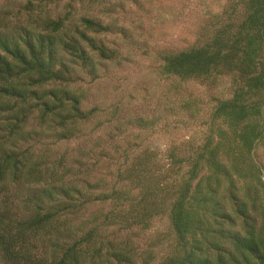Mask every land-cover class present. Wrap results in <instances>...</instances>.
I'll use <instances>...</instances> for the list:
<instances>
[{
	"label": "rangeland",
	"instance_id": "1",
	"mask_svg": "<svg viewBox=\"0 0 264 264\" xmlns=\"http://www.w3.org/2000/svg\"><path fill=\"white\" fill-rule=\"evenodd\" d=\"M27 1L0 0L1 40L13 41L31 30L28 20L36 12H26ZM31 1L42 5L44 0ZM97 1L104 4L57 0L46 7L48 19L62 16L69 3L71 28L82 29L84 17L109 25L111 33L86 34L115 51L116 58L103 61L84 45L90 54V72L59 50L60 62L71 74L67 89L58 83L38 89L45 95L68 91L77 96L83 112L94 109V116L61 132L57 116L41 121L34 109L21 133L1 143L6 119L15 113L0 115V155L27 148L34 153L16 181L9 173L4 176L0 212L7 209L6 216L18 221L33 215L39 205L41 213L53 217L39 232L30 231L24 249L18 251L29 256V262L10 261L0 251V264H51L93 227L95 234L80 251L79 264H91L89 255L104 238L118 243L130 264H161L176 255L178 243L168 214L178 184L188 177L191 158L219 123L213 122V111L231 101L242 86V75L224 68L207 79L181 81L163 72L162 57L201 46L224 25L242 22L246 0ZM105 5H110L108 11ZM7 103L0 98V105ZM68 108L65 104L61 116ZM260 118L263 136L248 159L235 148L228 155L239 168L245 161V166L255 165L264 183V106ZM61 157L65 165L56 183L44 188L33 179L40 165ZM235 186L242 191L247 187L240 181ZM226 213L235 219L233 227L225 223L226 229L242 235V222L229 204ZM248 214L258 227L261 218ZM101 258L94 264H117L111 255Z\"/></svg>",
	"mask_w": 264,
	"mask_h": 264
},
{
	"label": "trees",
	"instance_id": "2",
	"mask_svg": "<svg viewBox=\"0 0 264 264\" xmlns=\"http://www.w3.org/2000/svg\"><path fill=\"white\" fill-rule=\"evenodd\" d=\"M56 1L44 0L41 5L28 0L26 12H36L28 20L31 30L23 31L13 41L0 39V98L9 102L0 105V115L15 113L11 120L6 119L7 129L2 134L1 143L21 133L34 109H37L41 121L57 116L61 132L95 114L94 109L83 112L77 96L68 91L63 90L59 95L53 91L47 92L48 95L38 93V89L49 83H58L61 89L68 87L71 74L60 62L59 50L90 72L93 70L90 54L84 45L103 61L117 56L115 51L107 50L96 43L95 37L86 34L87 31L96 35L111 33L109 25L84 17L81 19L82 29L71 28L69 3L62 16L49 20L46 7ZM91 3L104 4L97 0H91ZM244 3L247 14L242 22L224 25L201 46L162 57L163 72L181 81L207 79L224 68L241 74L242 86L231 101L219 104L213 111V122L219 123L191 158L188 177L178 184L168 214L178 251L161 264H264V183L256 174L259 170L255 165L250 167L247 163L245 166V161L239 168L228 155L235 148L239 156L248 159L263 136V125L258 120L264 106V0H246ZM108 7L110 5H105L107 11ZM96 8L99 12V6ZM29 102L31 104L26 107ZM65 104L69 108L61 116L66 110ZM33 155L29 148L0 155V193L6 188L4 176L9 173L16 181L33 160ZM173 156L171 153L174 161L176 157ZM64 165V157L45 162L33 172V179L42 183L44 188L51 186L56 183ZM201 171L205 173L199 176ZM74 176L72 173L70 179L73 180ZM238 181L247 185L245 190L235 186ZM227 204L242 222V235L226 229L225 223H228L227 227L235 226V219L226 213ZM35 207L33 215L18 221L6 216L7 209L0 212V251L10 261L22 259L29 262V256L18 252L24 249L27 238L29 240L26 236L30 231L39 232L53 218L48 213H41L39 205ZM248 211L261 218L258 227L252 223ZM94 234L95 227L68 245L51 264H79L78 257L83 256L79 253ZM109 255L117 264H130L118 243L107 238L99 241L92 250L90 263Z\"/></svg>",
	"mask_w": 264,
	"mask_h": 264
}]
</instances>
